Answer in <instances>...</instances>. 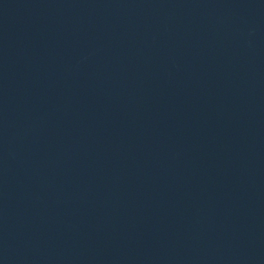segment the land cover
<instances>
[{
    "label": "water",
    "instance_id": "95a60500",
    "mask_svg": "<svg viewBox=\"0 0 264 264\" xmlns=\"http://www.w3.org/2000/svg\"><path fill=\"white\" fill-rule=\"evenodd\" d=\"M0 264H264V0H0Z\"/></svg>",
    "mask_w": 264,
    "mask_h": 264
}]
</instances>
